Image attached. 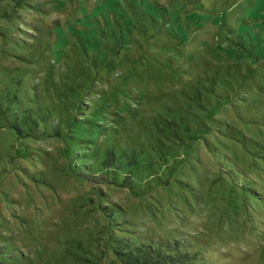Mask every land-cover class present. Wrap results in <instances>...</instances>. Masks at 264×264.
<instances>
[{
    "label": "rangeland",
    "instance_id": "rangeland-1",
    "mask_svg": "<svg viewBox=\"0 0 264 264\" xmlns=\"http://www.w3.org/2000/svg\"><path fill=\"white\" fill-rule=\"evenodd\" d=\"M112 128L133 190L86 172ZM110 235L264 264V0H0V264H122Z\"/></svg>",
    "mask_w": 264,
    "mask_h": 264
},
{
    "label": "trees",
    "instance_id": "trees-1",
    "mask_svg": "<svg viewBox=\"0 0 264 264\" xmlns=\"http://www.w3.org/2000/svg\"><path fill=\"white\" fill-rule=\"evenodd\" d=\"M148 2V1H147ZM147 7L153 9L154 4L148 2ZM199 8H203L204 11L208 12V16L215 14L210 6H205L200 3ZM240 33V31H239ZM238 33V34H239ZM243 33V32H241ZM241 39L243 38L242 34H239ZM79 113L81 111H86L89 114H104V106L101 103H90L84 105V107H77ZM84 109V110H83ZM8 112V111H7ZM4 115L7 118L6 110L3 111ZM83 112L82 114H84ZM17 113H10L13 116V120L8 122L9 126L12 127L15 131L20 132L21 127L17 125L18 122H15L14 116ZM36 117L32 116L29 109L23 110V123L27 131L31 132L33 137L38 135L41 137H61L63 134V129L58 127V125L53 121V119L46 112L39 111L36 114ZM17 118V117H16ZM86 118L75 117V122H77L78 127L85 128V123H90ZM81 123V124H80ZM41 124V125H40ZM84 124V125H83ZM92 125V124H91ZM94 127V126H93ZM68 128V126H67ZM69 128H72V125H69ZM97 132H99L97 130ZM105 134V133H104ZM38 136V138H39ZM119 141V130L117 128H112L105 134L104 143L99 141L100 144H103L101 150L95 149L94 155L92 158H96L94 162L90 163L87 166L88 177L91 179L102 180L104 182L113 183L125 187H129L133 190L135 183L130 182L131 176L129 169L131 168V162L128 160L126 162L123 159V154L121 150H115L114 148ZM99 148V147H98ZM97 154V155H96ZM135 192V191H134ZM115 210H117L115 208ZM103 213L108 218V222L111 227H117L119 225L116 220L111 216V210L105 206L102 207ZM120 211V209H119ZM111 236V235H110ZM111 247L114 255L122 264H195L194 254L189 252V250H182L176 245V243H171L167 241H158V240H147V239H129L125 236H111L110 237Z\"/></svg>",
    "mask_w": 264,
    "mask_h": 264
}]
</instances>
